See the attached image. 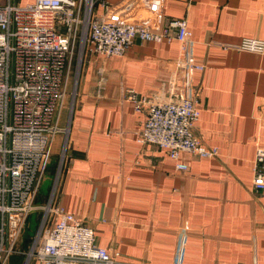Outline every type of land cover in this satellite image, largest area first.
<instances>
[{"label": "crops", "instance_id": "obj_1", "mask_svg": "<svg viewBox=\"0 0 264 264\" xmlns=\"http://www.w3.org/2000/svg\"><path fill=\"white\" fill-rule=\"evenodd\" d=\"M97 13L138 16L153 29L187 21L191 57L207 66L186 85L190 99L201 89L194 133L218 155L184 153L180 171L166 150L138 143L146 113L123 90L167 100L156 93L177 40L136 41L112 59L87 53L71 121L62 112L69 132L57 203L119 253L118 264H264V193L253 187L264 149V54L236 50L245 38L264 39V0H97ZM49 192L40 190L39 205ZM23 263L12 256L10 264Z\"/></svg>", "mask_w": 264, "mask_h": 264}, {"label": "built area", "instance_id": "obj_2", "mask_svg": "<svg viewBox=\"0 0 264 264\" xmlns=\"http://www.w3.org/2000/svg\"><path fill=\"white\" fill-rule=\"evenodd\" d=\"M20 3L0 0V264H10L15 254L22 255L23 264H118L119 253L100 247L94 229L57 203L69 132L60 123L72 82L87 53L112 59L124 56L136 41L177 40L179 56L161 76L156 93L167 100L142 96L131 88L123 90V98L136 112L146 113L138 143L166 150L178 161L177 169L187 171L182 154L218 155L217 148L204 144L194 133L201 115V89L193 99L186 89L190 72L205 71L207 66L191 57L185 19H172L153 29L138 16L122 19L98 14L97 0ZM236 50L264 54V39L245 38ZM62 133L59 167L48 200L39 205L54 141ZM253 172L254 189L264 193L262 148L256 151ZM34 211L41 218L25 249L22 237Z\"/></svg>", "mask_w": 264, "mask_h": 264}, {"label": "rangeland", "instance_id": "obj_3", "mask_svg": "<svg viewBox=\"0 0 264 264\" xmlns=\"http://www.w3.org/2000/svg\"><path fill=\"white\" fill-rule=\"evenodd\" d=\"M32 1L33 0H18V2H21L22 4H26V3L32 2ZM84 62L82 63V67H83ZM83 68H81L79 75L75 77L76 82H75V78H74V81L72 82V90H71L70 95L67 96L68 97L67 103H66L65 108L63 109V119L65 118V114H66V112L68 113V111H69L68 119H70V115H71L72 111L74 110V106H75V103L77 100L78 87H79V83H80L79 80H80L81 74L83 72ZM73 104H74V106H73ZM61 153H62V150L60 149L59 152H55V154L52 155L50 166H49L48 171H47V176L49 175L50 178H49L48 182L43 183V186L45 185V187H43V189H41V191L43 193H48L52 184H53L54 177L56 176V173H57V170L59 167V161H60V158L62 155ZM64 163H65V161H64ZM47 176H46V178H47ZM60 179H61V177H60ZM48 185H49V187H48ZM40 218H41V214L38 213L37 211H34L29 217V220L27 222V225H26V228L24 230L23 237H22L23 241L25 242V244L23 242L22 245H24L23 247L25 249L28 248V244L30 243V240L33 238V236L35 235V233L37 231Z\"/></svg>", "mask_w": 264, "mask_h": 264}]
</instances>
